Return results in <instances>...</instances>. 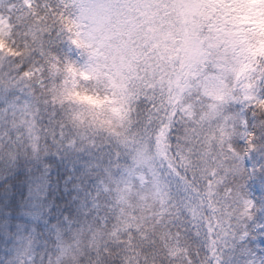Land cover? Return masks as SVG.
<instances>
[{
    "label": "trees",
    "instance_id": "obj_1",
    "mask_svg": "<svg viewBox=\"0 0 264 264\" xmlns=\"http://www.w3.org/2000/svg\"><path fill=\"white\" fill-rule=\"evenodd\" d=\"M15 3L17 8L21 7L19 0H15ZM36 4L37 0H31L30 7L21 9L18 16L15 10L12 12L15 19L11 38L6 41L4 50L0 51V82L9 73L15 76L21 66L34 59L29 52L21 56L17 48L9 45L19 43L14 40L15 36H24L22 31H17L21 26L31 23L36 28L49 23ZM229 6L228 0L218 2L211 8L204 6L203 28L210 25L226 35L230 30H233V34L237 33L239 27L236 26L239 25L241 29L239 17L234 11L228 12ZM261 17L264 20V13ZM243 32L250 46L247 51L242 52L240 47L231 45V60L227 56H219L224 59V70L228 68L225 102L213 104L199 100L197 96L192 97L190 101L198 106V113L212 108L217 118L220 117L237 99L238 91L254 87V73L257 80L260 74H264L260 67L264 62V29L248 24L244 25ZM233 48L237 50L233 52ZM47 57L48 61H56L51 52ZM16 59H19L18 64L15 63ZM218 61L221 63L222 59ZM125 66L134 79L135 66ZM33 68L34 65L30 66L27 75ZM37 70L35 78H26L22 87L41 101L45 110L51 103L62 111L66 131L70 127L78 136L94 140L99 148L107 150L111 147L117 154L119 137L133 133L137 138L143 135L144 139L145 134L150 133L142 132L137 126L141 119L139 101L146 90H152L145 79L141 78L142 83L137 81L133 91L129 76L118 72L119 79L112 78L109 85L111 95L101 99L103 89L99 82L91 89L82 90L75 68L71 77L61 80L62 66L58 62L52 64L49 72L52 83L48 87L44 86V78L40 75L44 68ZM146 74L149 75L148 72ZM79 75L83 79H90L83 73ZM240 81L245 83L241 85ZM15 83H21L20 79L17 78ZM17 95L15 91L0 92V109L6 103H13V97ZM120 107L126 109L124 121L132 128L128 134L125 128L118 125L121 123L115 113L121 111ZM257 108L258 118L264 119V114H260L264 105L258 104ZM24 125L25 120L21 115L11 122L10 127L0 132V139H6L9 132H16L15 139L19 141L12 145L13 156L18 155V159L10 162L0 157V264H24L25 259H31V256H34L35 264H49L50 260L56 258L59 247L62 251L58 264L60 261L63 264H185L187 260L172 255V248L189 255L188 260L193 264L191 245L185 240V229L178 224L182 220L178 208L165 209L169 195L161 203L152 184H147L141 190V195L137 187H128L131 180L118 183L113 173L117 168H122L126 173L127 167L123 161L114 163L111 169L105 164L101 169L71 172L59 160V140L55 138L53 127L45 126L46 135L37 136L35 120L30 122L26 131L21 132ZM219 128L227 136L231 125L225 122ZM260 163H264V160L259 154L250 157L249 170L253 164ZM180 175L185 174L182 172ZM248 185L249 192L260 200L259 177L251 178ZM163 208L168 212H163ZM260 222L264 223V216L260 217ZM29 243L31 256L26 257ZM256 247L264 248V245L257 241Z\"/></svg>",
    "mask_w": 264,
    "mask_h": 264
},
{
    "label": "snow or ice",
    "instance_id": "obj_2",
    "mask_svg": "<svg viewBox=\"0 0 264 264\" xmlns=\"http://www.w3.org/2000/svg\"><path fill=\"white\" fill-rule=\"evenodd\" d=\"M19 2L21 7L17 8L15 0H0V17L7 13L10 17L8 23L12 24L15 19L12 16L13 10L17 16L20 15L21 9L30 7L31 0ZM176 2L177 0H37L36 7L47 16L49 23L36 28L28 23L17 29L23 32L26 39L34 42L36 50L34 59L29 64L21 66L15 76L11 73L4 76L3 82H0V92L18 93L13 97V103H6L0 109V132L10 127L11 122L21 115L25 120L21 132L26 131L32 120H35L38 127L37 136L46 135L45 126L53 127L55 138L60 142L58 152H72L87 157L84 169L90 167L93 170L101 169L105 164L111 169L112 165L118 164L121 159L127 161L128 156L139 147L133 145L131 151L124 149L128 155L121 157L111 147L107 150L97 148L95 143L78 136L70 127L65 133L64 113L51 103L45 110V105L22 87L29 68L33 65V71L43 66L44 71L40 75L44 78V86L48 87L52 83L49 78L51 65L57 61L45 63V57L51 51H62L63 55L59 61L63 68L61 80L71 77L75 68L81 80L82 90L91 89L99 82L103 89L101 99L105 95H111L109 85L112 78L119 79L118 72L129 76L133 91L142 76L145 80H150L156 88L146 91L140 99L141 119L137 126L145 133H151V136L147 137L151 147H155L157 137L165 129L169 142L182 143L175 121L170 125L169 119L161 115L164 109L159 108L158 100L163 101L162 89L167 85L159 79L160 71L152 77L146 75L149 71L147 61H151L158 68L161 64L167 67L160 60L162 49L157 45L164 43V36L169 29L164 28L163 23L165 18L172 20L167 10L174 9ZM149 10L158 15L157 20L149 19ZM158 26L161 31L154 35L150 29L154 30ZM196 42L202 52H212L209 71L214 70L212 64L219 62L217 57L227 56L231 60L230 38L224 31H217L212 26L205 25ZM150 49L152 51L149 55ZM15 63L18 64L19 59H16ZM124 65L135 66L137 71L134 79L133 74L128 72ZM81 73L96 79H83V76L79 75ZM17 78L21 83H15ZM252 79L255 81L254 87L238 91L232 106L217 118L216 127L210 128L216 131L225 122L231 125L229 135L221 136L222 145L210 155L199 151L194 153V167L203 173L199 183L200 192H194L192 187L171 169L165 167L163 170L169 175L162 178L169 185L175 186L172 190L173 199L183 217L178 224L185 229L184 237L191 245L193 264H264V248L256 247L257 241L264 245V223L260 222V217L264 216V163L253 164L251 170L248 167L250 157L259 154L264 160V119L258 118L257 115V105L264 104V74H260L258 80L254 74ZM244 83L240 81L241 85ZM248 96L252 98L248 99ZM16 136V132H9L6 139H0V157L10 162L19 158L18 155L14 157L12 153L13 143H19L15 139ZM113 176L118 183H127L129 179L122 168H117ZM253 177H259L261 180L260 200L248 190V181ZM130 179L139 186L140 181L135 176ZM30 248L29 243L26 257L31 256ZM61 251L59 247L56 258L50 260L49 264H58ZM24 264H35V259H25ZM60 264L63 262L60 261Z\"/></svg>",
    "mask_w": 264,
    "mask_h": 264
},
{
    "label": "rangeland",
    "instance_id": "obj_3",
    "mask_svg": "<svg viewBox=\"0 0 264 264\" xmlns=\"http://www.w3.org/2000/svg\"><path fill=\"white\" fill-rule=\"evenodd\" d=\"M222 1L224 0H177L175 8L167 10L172 20L165 18V22L163 23V27L169 29L164 36V43L157 45V47H161L162 49L160 60L167 67L161 64L158 68L151 61H147L149 75H146L152 77L157 71H160L161 75L159 79L167 85V87L162 89L164 92L163 101L160 102L158 100L159 108L164 109L161 115L169 119L170 125L173 120L175 121V127L179 130L178 135L182 143L169 142L166 135L167 129L157 137L155 147H151L147 140V137H150L151 133L145 134L144 139L143 135L137 138L135 134L130 133L127 136L119 137L116 143V146L119 145L117 155L121 157L128 155L127 152L123 151L124 149L131 151L133 145H139L132 155L128 156L127 161L124 159L120 160L127 167L128 181L131 180V184H128V187H137L141 194V190L147 184H152L156 187L155 192L159 196L157 199L161 203H164L165 196H170L165 206V209L168 211H170L171 207L176 208V202L172 195V190L175 186L169 185L162 178L169 175L168 172L163 171L165 167L181 176L192 187L193 191L198 193L201 190L199 183L203 173L194 167L196 163L194 153L199 151L204 155H210L223 143V139L221 138L223 129L210 130V128H215L213 125H215L214 123L217 118L215 112L211 110L212 108L198 113V106L190 101L192 97L196 96L199 100H206L213 104L223 103L226 100V76L228 68L224 70L222 66L224 59L218 57L217 61L220 58L222 62L220 63L219 61L212 64L214 70L209 71V64L212 63V52L211 50L202 52L196 42V38L203 30L202 12L204 6L211 8ZM228 1L230 6L227 7V10L228 12L234 11L237 13L241 29L237 25L236 27H239L237 33L233 34V30H230L231 32H228L227 36L230 38L231 45L240 47L242 52L247 51V48L250 46L248 45V38L243 32V27L244 25L252 24L254 27L264 29V20L261 17L264 13V0ZM143 14L141 13V15ZM147 15L149 19H158V15L154 11L149 10ZM8 19L9 17L7 16L0 17V50H4L6 41L11 38L12 24L8 23ZM150 31H153V34L157 35L161 29L158 26L154 30L150 29ZM178 45L183 46L176 47ZM236 50L237 48H233V52ZM151 51L150 49L149 55ZM124 67L126 66L124 65ZM37 71V69L35 71L32 70L27 75V79L31 80L35 78ZM84 75L88 78L96 79L95 77H89L87 74ZM146 81L149 82L150 89L156 88V85L152 84L150 80ZM139 83H142L141 80H139ZM120 108L121 111L115 113L120 119L121 124L118 125L120 128H125L128 134L132 128L127 121H124V117H127L126 109ZM65 133H67L66 130ZM91 142L95 143L97 148H99L94 140ZM58 154L59 160L66 167L70 168L71 172H78V169L81 171L88 170V168L84 169L87 157L65 151L58 152ZM137 169H140V171H137ZM182 172L185 175H180ZM131 176H135L140 181L139 186L136 185L135 181L130 179ZM165 209L163 208V212H168ZM181 218L183 219L182 216ZM171 251L173 256L185 259L188 261V264H191V260H188L189 255L186 253L184 254L174 248ZM32 258L34 256H31Z\"/></svg>",
    "mask_w": 264,
    "mask_h": 264
},
{
    "label": "clouds",
    "instance_id": "obj_4",
    "mask_svg": "<svg viewBox=\"0 0 264 264\" xmlns=\"http://www.w3.org/2000/svg\"><path fill=\"white\" fill-rule=\"evenodd\" d=\"M14 40H18L19 43H13V44H10L9 46H12V47L17 48L18 51L21 53V56H23V54L25 52H29L30 53V57H34V52L36 50L34 42L26 39L24 36L21 37L19 35L15 36L14 37ZM0 51H3V50H0ZM51 53L56 58V61L59 64L60 57L63 55V52L62 51L61 52L51 51ZM47 62H48V57H45V63H47ZM260 67H261V70L264 71V62L261 63V66ZM260 114H264V110H261V113ZM71 130H72V132L75 133V130L74 129H71Z\"/></svg>",
    "mask_w": 264,
    "mask_h": 264
}]
</instances>
